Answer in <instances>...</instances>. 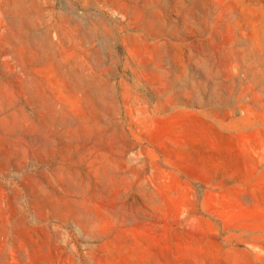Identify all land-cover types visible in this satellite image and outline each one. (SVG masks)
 <instances>
[{"label":"rangeland","instance_id":"1","mask_svg":"<svg viewBox=\"0 0 264 264\" xmlns=\"http://www.w3.org/2000/svg\"><path fill=\"white\" fill-rule=\"evenodd\" d=\"M0 264H264V0H0Z\"/></svg>","mask_w":264,"mask_h":264}]
</instances>
